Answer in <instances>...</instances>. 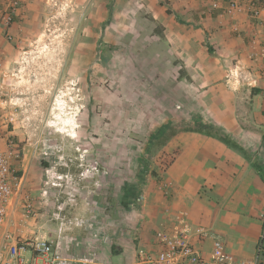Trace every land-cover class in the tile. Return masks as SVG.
I'll use <instances>...</instances> for the list:
<instances>
[{
	"label": "crops",
	"instance_id": "obj_1",
	"mask_svg": "<svg viewBox=\"0 0 264 264\" xmlns=\"http://www.w3.org/2000/svg\"><path fill=\"white\" fill-rule=\"evenodd\" d=\"M31 1L23 0L18 13L29 14ZM214 1L218 0H141L143 3L137 12L149 15L145 17L147 20L142 18L147 25H143L144 21L140 24L147 33L141 40L148 45L152 39L153 48L159 45L165 48L149 55L152 62H160L153 76L160 72L158 76L168 77L164 72L167 67L170 78H183L180 83L188 87L184 89L190 90L193 101L184 96L183 102L174 107L175 81H167L166 102L162 100L161 105L167 114L163 121H154L153 126H158V131L147 138L152 145V151H147L154 160L150 170L157 177L146 180L137 202L127 199L130 190L127 181L117 180L125 177L123 168L117 169L116 174L107 162L103 164L106 171L101 176L91 174L87 168L76 171L71 181L53 183L60 188L55 193L61 200L58 214L63 216L54 231L55 244L63 255L79 253L82 246L90 248V254H96L99 247L108 244L110 248L116 244L118 252L112 255L109 250L107 262L124 264L123 259L133 256L135 250L136 253L139 249L155 250L157 232L175 236L181 230L188 233L192 245L206 257L212 241L218 238L207 240V236H198L199 232L216 233L223 238L227 251L237 258L256 254L260 226L259 221L253 219L264 207V183L242 153H264V9L254 20L243 8L226 12V3L213 9ZM260 2L264 7V0ZM86 12L90 16L89 9ZM128 18L131 17L127 15ZM127 20H124L125 27ZM14 27L11 25L9 32H14ZM39 27L46 29L47 23L40 22ZM208 47L212 53L208 52ZM4 71L2 73L7 74ZM254 90L258 92L251 94ZM244 98H247V108L243 106ZM191 108L197 109L198 114L194 116ZM177 110L180 116L174 114ZM3 112L4 115L10 113ZM70 114L72 118L73 110ZM69 121L66 119L65 123L68 125ZM181 123H186L185 127H217L229 134L240 150L212 136L194 132H179L162 144V130L183 126ZM9 125L4 123L3 137L11 136L7 131ZM147 151L141 152L142 157ZM144 172L147 173V169ZM162 190L165 198L160 197ZM221 191L234 200L220 203ZM217 207L223 208L218 211ZM13 211L15 204L8 210L5 224L9 228V214ZM219 219L229 225V231L227 226L218 223ZM89 223L96 228L88 229ZM235 226L238 232L228 236ZM237 236L240 239L235 246ZM204 242L209 243L208 247L198 250L197 245Z\"/></svg>",
	"mask_w": 264,
	"mask_h": 264
},
{
	"label": "rangeland",
	"instance_id": "obj_2",
	"mask_svg": "<svg viewBox=\"0 0 264 264\" xmlns=\"http://www.w3.org/2000/svg\"><path fill=\"white\" fill-rule=\"evenodd\" d=\"M50 1H31L29 14H18L0 31V42L3 40L0 60L2 70L7 72L0 73V89L7 103L4 110L15 116V123L7 131L19 151L16 169L20 185L12 203L15 211L9 214L10 229L17 236L49 239L55 244L54 231L63 216L58 214L61 200L55 193L60 188L54 184L71 181L76 171L87 168L91 174L101 176L106 171L103 164L107 162L116 174L117 169L123 168L125 177L117 180L127 181L130 186L127 199L135 202L141 197L146 180L157 177L150 170L154 160L148 154L152 145L147 138L158 131L154 121H163L167 114L161 106L166 102L167 81H175L174 107L183 102L184 96L193 101V94L180 83L182 77L170 78L167 67L164 72L168 77L158 76L160 72L153 76L160 62H152L149 55L165 48L160 45L153 48L152 39L148 45L142 42L147 34L141 28L143 21L147 25L142 18L149 15L137 12L143 3L141 0ZM127 15L131 17L128 20ZM124 20L128 22L127 27ZM40 22H46L47 28L40 29ZM11 25H15L14 32L8 30ZM246 101L244 98V108L248 106ZM189 104L194 106L193 102ZM191 110L194 116L198 114L197 109ZM177 113L180 111H174ZM66 119L71 120L68 125ZM144 150L147 152L142 157ZM242 155L249 165L255 159L264 169L263 152ZM219 193L220 203L234 200L224 191ZM165 195L162 190L160 197ZM28 203L32 205L30 213L26 212ZM263 215L264 207L253 219L259 221L260 233ZM221 220L218 223L227 226L229 231V225ZM87 228L93 229L96 225L89 223ZM232 230L228 236L238 232L236 226ZM206 236L207 240L217 237L223 241L214 232ZM238 236L233 242L235 246ZM208 245L204 242L197 247L205 250ZM89 249L82 246L79 253L69 255L71 264H108L109 250L113 255L119 246L112 244L109 248L106 244L96 254H90ZM135 254L136 250L133 256L123 259L124 264H133ZM259 264L264 261L261 259Z\"/></svg>",
	"mask_w": 264,
	"mask_h": 264
},
{
	"label": "built area",
	"instance_id": "obj_3",
	"mask_svg": "<svg viewBox=\"0 0 264 264\" xmlns=\"http://www.w3.org/2000/svg\"><path fill=\"white\" fill-rule=\"evenodd\" d=\"M22 1L0 0V29H6L12 18L18 16ZM223 3H226V12L243 8L254 20L259 18L264 9L260 0H218L212 2V8L217 9ZM262 44L264 46V41ZM2 69L3 63L0 60V73ZM4 105L0 89V264H71L73 260L63 255L51 240L17 236L5 224L9 207L19 189L20 177L16 169L18 147L11 136L3 137L4 123L13 124L15 116L13 113L4 115ZM26 208L27 213L32 211L30 203ZM197 235L206 237L203 232ZM155 238L156 249L153 251L139 249L133 264H259L264 248V215L257 254L249 258L235 257L219 239L212 241L209 256H203L192 245L190 236L184 230L175 236L157 232Z\"/></svg>",
	"mask_w": 264,
	"mask_h": 264
},
{
	"label": "trees",
	"instance_id": "obj_4",
	"mask_svg": "<svg viewBox=\"0 0 264 264\" xmlns=\"http://www.w3.org/2000/svg\"><path fill=\"white\" fill-rule=\"evenodd\" d=\"M208 52L212 53V50L210 47H208ZM254 92H258L257 90L251 91V94H254ZM179 132H194V133H200V134H205L208 136H212L224 144L234 148V149H239L240 147L236 142L232 140V138L229 136L224 131L219 130L217 127L214 126H205V127H199V126H190V127H185V126H170L167 131L163 134L161 139H163V143L165 144L167 140H169L172 136ZM251 166L254 168L256 174L258 177L261 179V181L264 183V169L258 163L255 159L251 160Z\"/></svg>",
	"mask_w": 264,
	"mask_h": 264
}]
</instances>
